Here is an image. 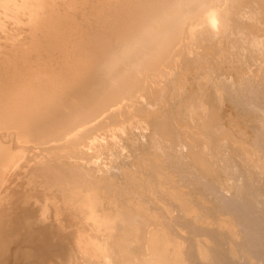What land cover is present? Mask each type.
I'll use <instances>...</instances> for the list:
<instances>
[{
    "label": "bare ground",
    "instance_id": "6f19581e",
    "mask_svg": "<svg viewBox=\"0 0 264 264\" xmlns=\"http://www.w3.org/2000/svg\"><path fill=\"white\" fill-rule=\"evenodd\" d=\"M0 264H264V0H0Z\"/></svg>",
    "mask_w": 264,
    "mask_h": 264
}]
</instances>
